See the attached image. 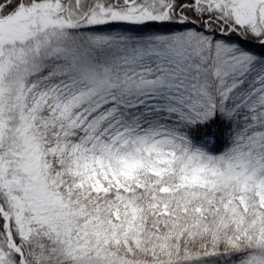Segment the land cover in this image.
<instances>
[{"label": "snow or ice", "instance_id": "obj_1", "mask_svg": "<svg viewBox=\"0 0 264 264\" xmlns=\"http://www.w3.org/2000/svg\"><path fill=\"white\" fill-rule=\"evenodd\" d=\"M0 264H264V0H0Z\"/></svg>", "mask_w": 264, "mask_h": 264}]
</instances>
